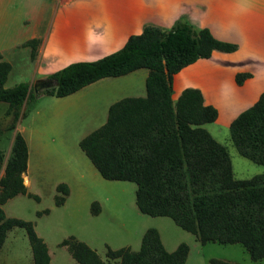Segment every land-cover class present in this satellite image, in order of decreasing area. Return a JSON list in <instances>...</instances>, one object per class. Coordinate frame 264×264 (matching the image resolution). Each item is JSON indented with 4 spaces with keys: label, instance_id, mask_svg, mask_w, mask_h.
<instances>
[{
    "label": "trees",
    "instance_id": "16d2710c",
    "mask_svg": "<svg viewBox=\"0 0 264 264\" xmlns=\"http://www.w3.org/2000/svg\"><path fill=\"white\" fill-rule=\"evenodd\" d=\"M39 39L22 43L35 54ZM235 43L214 38L207 28L177 22L162 30L147 25L130 35L124 45L90 61H75L46 78L54 85L42 93L63 97L100 78L120 76L138 68L151 71L145 79L144 97H124L112 103L106 121L79 141V147L104 179L126 180L136 184L135 201L143 214L170 217L180 228L194 234L205 244H240L254 261L264 259V173L238 179L233 175L226 147L203 126L217 117V109L206 104L198 88L186 87L172 99L173 76L198 59H208L213 50L231 52ZM10 63L0 60V101L7 103L11 115L7 130H14L25 117L22 106L34 95L26 82L5 87ZM250 73L239 72L241 85ZM230 139L237 152L264 165V90L258 99L241 111L229 125ZM28 146L16 131L0 176V248L6 232L23 228L32 252L33 264H49L47 246L37 235L31 221L6 216L2 205L18 194L39 200L27 190L22 174L26 170ZM3 154L0 151V169ZM62 193L54 198L63 204L69 192L58 183ZM92 214L100 207L93 201ZM37 211V215L48 213ZM77 264H105L94 249L74 236L61 241ZM187 245L173 252L162 247L158 233L148 228L138 250L129 247L107 248L106 256L117 264H184ZM211 264H229L211 258Z\"/></svg>",
    "mask_w": 264,
    "mask_h": 264
},
{
    "label": "rangeland",
    "instance_id": "374dc122",
    "mask_svg": "<svg viewBox=\"0 0 264 264\" xmlns=\"http://www.w3.org/2000/svg\"><path fill=\"white\" fill-rule=\"evenodd\" d=\"M21 7L19 0H0V55L11 64L5 87L29 83L35 75L28 52L21 46L12 47L23 39L17 36L25 30L21 28ZM78 53L81 55L82 52L71 53L64 59L77 57ZM64 55L60 54L61 59ZM147 71L140 68L128 74L101 78L65 99L47 94L37 96L47 87L35 91L31 83L34 97L23 104L25 117L19 118L16 125L25 135L30 149L28 191L38 195L39 200L15 195L2 205L6 216L33 223L35 232L47 246L49 264L76 263L67 246L61 244L69 236L85 242L105 264H117L118 259L106 256L107 248L129 247L136 251L148 228L156 229L162 247L169 253L185 243L188 250L184 264H211V258L229 264H264V259L252 260L240 244H201L194 234L180 228L170 217L141 213L135 201L136 184L104 179L80 149V139L105 122L111 103L123 97L145 95ZM174 78L178 76L174 74ZM259 83L264 84V80ZM53 84L50 80L49 87ZM221 102L220 109L225 118L217 116L212 123L203 126L226 147L235 178L245 179L264 173V165L253 163L237 152L230 139L229 126L223 124L228 120L226 105L229 101L223 99ZM6 108L7 103L0 101V151L3 154L0 176L14 131L6 129L12 119L11 115L5 114ZM61 182L68 185L69 194L63 204L55 205L54 198L62 195L56 189ZM93 201L100 207L96 215L90 210ZM44 209H48V213L37 215V211ZM0 264H33L23 228L13 227L6 232L0 248Z\"/></svg>",
    "mask_w": 264,
    "mask_h": 264
},
{
    "label": "crops",
    "instance_id": "0c3cea01",
    "mask_svg": "<svg viewBox=\"0 0 264 264\" xmlns=\"http://www.w3.org/2000/svg\"><path fill=\"white\" fill-rule=\"evenodd\" d=\"M19 2L23 6L20 16L21 28L25 30L24 33L17 35L23 39L18 40L12 47H23L34 63L35 75L28 83L29 86L37 80H45L49 74L71 62L95 60L120 49L130 35L139 34L147 25L168 30L177 22H186L195 28H207L214 38L235 43L237 48L231 52L213 50L210 58L198 59L178 71L176 73L178 78H174L172 83L173 100H176L181 90L186 87L198 88L203 94L204 102L217 109V118L219 116L225 118L220 108L223 105L221 100L226 99L229 101L226 105L228 120L223 124L229 126L231 121L252 105L264 90V84L259 83L264 80V0H19ZM31 38L41 39L33 57H30V47L22 46L23 42ZM77 51L82 52L81 55L78 53L77 57L64 59L66 55ZM62 53L65 55L61 59ZM56 56L57 59H54ZM0 60L9 62L1 55ZM146 69L147 77L151 70ZM238 72L250 73L241 85L235 82V75ZM43 95L45 94L41 91L37 96ZM67 96L57 98L65 99L69 97ZM16 131L23 135L28 146L26 170L22 174L28 190L30 149L25 135L17 125L13 137Z\"/></svg>",
    "mask_w": 264,
    "mask_h": 264
},
{
    "label": "water",
    "instance_id": "95a60500",
    "mask_svg": "<svg viewBox=\"0 0 264 264\" xmlns=\"http://www.w3.org/2000/svg\"><path fill=\"white\" fill-rule=\"evenodd\" d=\"M41 81H42V80H37V81H35V83H34V90H35V91L38 90V89H40V88H42V87H49V86H50L49 84H46L45 86L39 85V83H40Z\"/></svg>",
    "mask_w": 264,
    "mask_h": 264
},
{
    "label": "flooded vegetation",
    "instance_id": "af4514ba",
    "mask_svg": "<svg viewBox=\"0 0 264 264\" xmlns=\"http://www.w3.org/2000/svg\"><path fill=\"white\" fill-rule=\"evenodd\" d=\"M46 84H49V81H47L46 79L45 80H42L39 85H42V86H45Z\"/></svg>",
    "mask_w": 264,
    "mask_h": 264
},
{
    "label": "bare ground",
    "instance_id": "6f19581e",
    "mask_svg": "<svg viewBox=\"0 0 264 264\" xmlns=\"http://www.w3.org/2000/svg\"><path fill=\"white\" fill-rule=\"evenodd\" d=\"M26 180V179H25ZM27 181V180H26ZM24 183H25V181H24ZM27 185V184H26Z\"/></svg>",
    "mask_w": 264,
    "mask_h": 264
}]
</instances>
